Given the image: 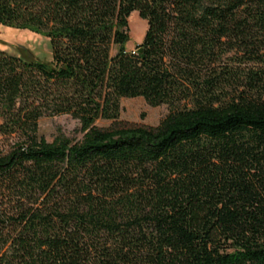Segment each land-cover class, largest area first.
<instances>
[{
  "label": "trees",
  "instance_id": "1",
  "mask_svg": "<svg viewBox=\"0 0 264 264\" xmlns=\"http://www.w3.org/2000/svg\"><path fill=\"white\" fill-rule=\"evenodd\" d=\"M0 25L51 47L0 50V264H264V0H0ZM133 98L170 112L120 124ZM61 115L80 140L39 134Z\"/></svg>",
  "mask_w": 264,
  "mask_h": 264
},
{
  "label": "rangeland",
  "instance_id": "2",
  "mask_svg": "<svg viewBox=\"0 0 264 264\" xmlns=\"http://www.w3.org/2000/svg\"><path fill=\"white\" fill-rule=\"evenodd\" d=\"M130 39L127 50H133L140 44L146 31V22L136 12L128 18ZM0 50L14 57L27 61L48 63L51 61V47L48 39L28 30L0 25ZM119 123L129 126L155 127L170 112L166 105L150 107L141 98L122 99L120 101ZM98 127L107 128L110 121H98ZM38 132L47 141H52L58 134L72 140H80L82 133L80 124L70 116H44L38 121ZM12 138L0 135V152L6 151Z\"/></svg>",
  "mask_w": 264,
  "mask_h": 264
}]
</instances>
